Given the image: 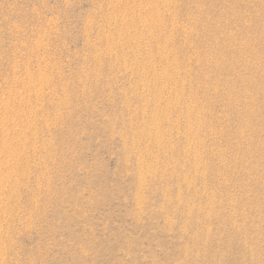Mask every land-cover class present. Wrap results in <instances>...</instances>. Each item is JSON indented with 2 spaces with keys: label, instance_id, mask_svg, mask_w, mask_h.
<instances>
[{
  "label": "rangeland",
  "instance_id": "1",
  "mask_svg": "<svg viewBox=\"0 0 264 264\" xmlns=\"http://www.w3.org/2000/svg\"><path fill=\"white\" fill-rule=\"evenodd\" d=\"M261 232L264 0H0V264H239Z\"/></svg>",
  "mask_w": 264,
  "mask_h": 264
},
{
  "label": "bare ground",
  "instance_id": "2",
  "mask_svg": "<svg viewBox=\"0 0 264 264\" xmlns=\"http://www.w3.org/2000/svg\"><path fill=\"white\" fill-rule=\"evenodd\" d=\"M234 223V222H233ZM240 224V223H239ZM243 226V225H242ZM238 229V227H237ZM259 229V228H258ZM241 230V229H240ZM243 230V229H242ZM263 233V232H261ZM264 234V233H263ZM238 235V233H237ZM233 236V235H232ZM256 236V235H255ZM258 236V235H257ZM217 237V236H216ZM220 237V236H219ZM218 237V238H219ZM248 237V236H247ZM250 237V236H249ZM254 237V236H253ZM261 237V236H260ZM215 238V237H214ZM208 241V240H206ZM205 241V243H206ZM232 243V242H230ZM235 243H236V240H235ZM245 243V242H244ZM194 244V243H193ZM204 244V243H203ZM207 244V243H206ZM205 244V246H206ZM229 244V243H228ZM252 244H253V241H252ZM225 245V244H224ZM227 245V244H226ZM260 245L262 246L263 250L260 248V247H257V246H253V247H247V246H244L242 249H241V253L238 254L237 258H238V263L239 264H264V239L262 240L261 239V242H260ZM208 246V244H207ZM225 247V246H224ZM197 248V247H196ZM214 248V247H213ZM238 248V247H236ZM219 249V248H218ZM224 250V249H223ZM220 251V250H219ZM234 251V250H233ZM191 252V251H190ZM215 252V251H213ZM193 254V253H192ZM228 256V255H227ZM192 258V257H191ZM208 258V257H207ZM210 258V257H209ZM215 258V257H214ZM213 260V259H212ZM214 261V260H213ZM220 261V259H219ZM223 261V259L221 260ZM231 261V259L229 260ZM233 262V261H231ZM230 262V263H231ZM235 262V261H234ZM228 263V261H227ZM197 264V263H196ZM233 264V263H232Z\"/></svg>",
  "mask_w": 264,
  "mask_h": 264
}]
</instances>
